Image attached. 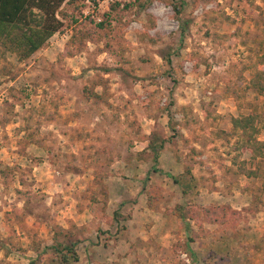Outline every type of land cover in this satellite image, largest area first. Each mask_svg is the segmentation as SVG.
I'll return each instance as SVG.
<instances>
[{"label":"rangeland","instance_id":"374dc122","mask_svg":"<svg viewBox=\"0 0 264 264\" xmlns=\"http://www.w3.org/2000/svg\"><path fill=\"white\" fill-rule=\"evenodd\" d=\"M147 1L110 2L101 26L62 4L63 26L29 58L0 50V264H38L56 226L110 244L142 193L166 213L146 173L150 138L190 149L183 127L202 116L201 128L215 129L209 150L224 153L226 120L264 117V89L248 87L247 67L264 47V0ZM110 176L121 184L109 186ZM88 211L104 225H86Z\"/></svg>","mask_w":264,"mask_h":264},{"label":"crops","instance_id":"0c3cea01","mask_svg":"<svg viewBox=\"0 0 264 264\" xmlns=\"http://www.w3.org/2000/svg\"><path fill=\"white\" fill-rule=\"evenodd\" d=\"M181 102L179 108L191 107L188 101ZM204 119L196 117L197 123L187 120L183 127V138L189 139L190 149L164 142L156 162L146 170L153 173L149 174L150 182L160 184L164 195L161 209L166 213L150 209L145 204V193L138 195L136 203L129 202L130 216L123 233L110 239V244L103 245L100 237L94 242L92 231L86 228V237L80 242L84 256L79 252L76 264H264V179L238 172L231 162L234 152L225 149L223 153L221 149L215 154L209 150L217 139L213 127L201 128ZM223 129L231 131V118ZM258 139L264 140L260 135ZM243 159L249 160V155L244 153L240 157ZM188 163L192 166V190L182 194L180 186L167 178L181 174ZM108 182L109 186L121 184L116 176H110ZM120 199L118 195L114 202ZM214 205L228 209L210 217L201 211L204 206ZM254 205V211L248 210ZM175 206L186 214H173ZM101 218L98 212L88 211L86 225L91 221L96 226L104 225ZM106 221L112 228L114 219L107 217Z\"/></svg>","mask_w":264,"mask_h":264},{"label":"trees","instance_id":"16d2710c","mask_svg":"<svg viewBox=\"0 0 264 264\" xmlns=\"http://www.w3.org/2000/svg\"><path fill=\"white\" fill-rule=\"evenodd\" d=\"M77 1L0 0V50L14 53L18 60L29 58L43 47L49 38L63 26V17H58L62 4L68 7L73 6L75 10L73 14L82 15L81 5L83 1L80 4ZM147 2H152V0ZM172 6L176 17L179 19L181 9L175 4ZM63 15L66 16L65 14ZM85 18L90 20L89 17ZM180 22V32L183 34L187 28V22H183L181 18ZM97 24L101 26L103 20ZM254 52V58H250L251 64L247 65L252 74L248 87L253 92L263 95L264 47ZM165 61L168 62L169 59H165ZM1 72L0 70V75ZM263 129L264 117L260 113L253 112L231 117V131L228 135L233 138V141L227 151V153L234 152L231 162L236 165L238 172L262 179H264V140L258 139V135ZM163 146V139L158 140L156 137L149 139L147 148L152 152L154 162H156L158 153ZM244 153L249 155V160H240ZM191 169L192 166L188 163L184 166L181 174L172 177L173 181L180 186L182 194H189L192 190L193 175ZM152 199L148 197L147 206L149 208H154L152 204H149ZM212 209L206 206L202 207L203 213L208 217L212 213H216ZM171 212L178 217L186 214L180 206H175L171 209ZM73 228L75 226L72 224L66 228L56 226L55 230L51 229L53 232L52 242L45 247L42 252L43 255L41 253L37 263L75 264L79 260L77 245L84 240V237L76 233L81 231Z\"/></svg>","mask_w":264,"mask_h":264},{"label":"built area","instance_id":"2783aa9c","mask_svg":"<svg viewBox=\"0 0 264 264\" xmlns=\"http://www.w3.org/2000/svg\"><path fill=\"white\" fill-rule=\"evenodd\" d=\"M114 0H85L82 8L84 17H89L95 23L102 21V15Z\"/></svg>","mask_w":264,"mask_h":264}]
</instances>
